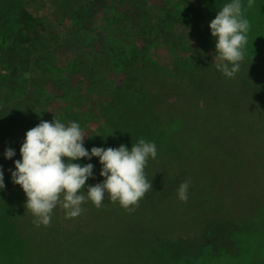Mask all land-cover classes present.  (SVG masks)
<instances>
[{"label":"trees","instance_id":"obj_1","mask_svg":"<svg viewBox=\"0 0 264 264\" xmlns=\"http://www.w3.org/2000/svg\"><path fill=\"white\" fill-rule=\"evenodd\" d=\"M181 2L184 14L165 10L158 21L141 20L138 30L147 43L115 74L114 82L98 77L100 58L78 52L69 62L81 80L60 86L73 105H87L85 110L66 111L62 120L76 121L83 130L91 123L84 130L87 149L131 148L141 138L155 142L157 157L145 167L153 188L131 212L107 196L99 208L91 201L82 204L84 210L75 218H66L58 205L53 212L59 219H51L48 226L113 235L134 248H153L148 257L161 258L163 264H264V60L245 56L238 73L225 77L217 70L221 61L216 51L210 53L211 44H190L184 33H176L177 23L195 31L200 25L202 36L205 29L191 20L203 16L198 1ZM13 7L23 31H44L25 0H16ZM4 42L0 35V48ZM161 45L176 47L189 58L161 63ZM12 137L4 138L11 142ZM20 146L18 141L13 144V160L21 158ZM74 162L94 164L95 178L86 186L103 180L98 158ZM183 181L190 182L187 201L177 197ZM4 183L0 250L7 257L24 251L20 246L32 231L33 215L25 208L20 185L5 174ZM80 191L86 194V189ZM14 238L16 247L10 245ZM144 260L145 255L134 264Z\"/></svg>","mask_w":264,"mask_h":264},{"label":"rangeland","instance_id":"obj_2","mask_svg":"<svg viewBox=\"0 0 264 264\" xmlns=\"http://www.w3.org/2000/svg\"><path fill=\"white\" fill-rule=\"evenodd\" d=\"M15 1L0 0V35L5 38L0 48V165L11 182L9 170L14 169L15 160L4 157L6 148H13L16 141L22 144L26 131L41 120L52 121L55 116L62 121L66 111L87 108L73 105L60 87L75 86L82 78L69 62L71 55L84 52L86 56L100 58L98 77L114 82L115 74L140 54L147 43L138 30L142 19L158 21L165 10L179 14L186 11L181 0H25L27 8L45 26L42 33L34 35L21 29L19 11L13 7ZM197 1L203 16H193L191 20L204 25V35L198 29L200 25L195 31L177 23L175 31L178 35L184 33L190 44H211L213 54L215 39L209 22L230 0ZM243 3L250 23L245 56L264 60V0H255L251 7L247 0ZM164 47L166 50L160 49L161 63L172 65L176 57L189 58V54L176 47ZM148 49L154 56L151 44ZM90 125L87 121L84 130ZM12 135L11 142L5 140ZM35 219L33 216L32 231L24 236L26 244L21 243L24 251L3 257L0 250V264H134L144 255L145 264H163L161 258L148 257L153 248H134L113 235L63 230L58 224H40L37 229ZM51 219L58 220L59 216L53 212ZM10 245L16 247L17 238Z\"/></svg>","mask_w":264,"mask_h":264},{"label":"clouds","instance_id":"obj_3","mask_svg":"<svg viewBox=\"0 0 264 264\" xmlns=\"http://www.w3.org/2000/svg\"><path fill=\"white\" fill-rule=\"evenodd\" d=\"M254 3L255 0H247L248 7ZM219 9L209 28L221 61L217 70L231 79L244 60L250 23L244 15L243 0H230ZM86 135L78 122H63L55 116L52 121L41 120L26 131L19 149L21 158L14 161L15 167L9 171L12 182L26 194L25 208L36 218L37 226L48 225L58 205L65 210L66 218H75L83 212L82 204L91 201L99 208L106 196L131 212L153 188L145 167L149 159L157 157L155 142L141 138L131 148L121 144L93 146L89 150L84 146ZM15 155L11 147L4 151L6 159ZM93 157L99 160L103 180L86 186L89 178H95L94 164L74 161H91ZM189 183L183 181L177 189L181 201L189 198ZM4 188V169L0 165V190ZM81 189H86V194Z\"/></svg>","mask_w":264,"mask_h":264}]
</instances>
